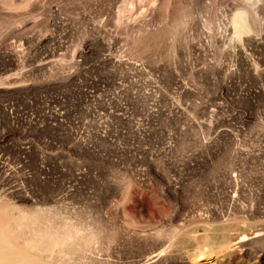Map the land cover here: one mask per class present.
Instances as JSON below:
<instances>
[{
    "label": "rangeland",
    "instance_id": "1",
    "mask_svg": "<svg viewBox=\"0 0 264 264\" xmlns=\"http://www.w3.org/2000/svg\"><path fill=\"white\" fill-rule=\"evenodd\" d=\"M0 232L22 264H264V0H0Z\"/></svg>",
    "mask_w": 264,
    "mask_h": 264
},
{
    "label": "bare ground",
    "instance_id": "2",
    "mask_svg": "<svg viewBox=\"0 0 264 264\" xmlns=\"http://www.w3.org/2000/svg\"><path fill=\"white\" fill-rule=\"evenodd\" d=\"M22 262L23 256H21V252L10 249L0 239V264H22Z\"/></svg>",
    "mask_w": 264,
    "mask_h": 264
}]
</instances>
